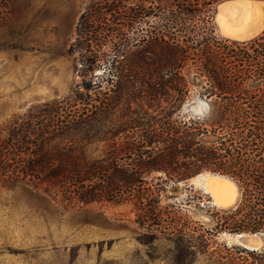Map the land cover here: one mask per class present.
<instances>
[{"label":"trees","instance_id":"16d2710c","mask_svg":"<svg viewBox=\"0 0 264 264\" xmlns=\"http://www.w3.org/2000/svg\"><path fill=\"white\" fill-rule=\"evenodd\" d=\"M217 1L91 2L74 45L85 75L102 72L0 124V177L81 205L132 201L141 227L174 238L175 264H193L200 250L197 221L161 205L171 181L206 170L237 184V202L211 214L214 232L199 233L202 248L217 232H264V31L218 38ZM193 85L209 107L185 116ZM137 100L146 110L132 107ZM210 264H264V248L225 246Z\"/></svg>","mask_w":264,"mask_h":264},{"label":"rangeland","instance_id":"374dc122","mask_svg":"<svg viewBox=\"0 0 264 264\" xmlns=\"http://www.w3.org/2000/svg\"><path fill=\"white\" fill-rule=\"evenodd\" d=\"M93 1L0 0V124L33 103L67 96L83 78L95 81V75L102 72V66L96 65L85 75L84 57L74 45L80 17ZM222 1L214 5L216 36L228 44L252 38L233 39L220 32L215 14ZM263 31L264 25L254 36ZM192 88L180 111L185 116L198 114L186 106L198 98L199 87ZM132 107L138 111L147 108L141 100ZM197 174L169 182L162 191L161 205L175 203L179 214L197 221L191 223L200 250L193 264H210L218 253H225V246L240 244L234 234L217 232L206 234L209 244L202 248L199 233L212 231L211 214L236 203L239 190L230 205L219 207L205 182L200 177L192 179ZM44 188L29 180L0 177V264H175L174 238L141 227L132 201L81 205ZM229 249L231 254H239Z\"/></svg>","mask_w":264,"mask_h":264},{"label":"bare ground","instance_id":"6f19581e","mask_svg":"<svg viewBox=\"0 0 264 264\" xmlns=\"http://www.w3.org/2000/svg\"><path fill=\"white\" fill-rule=\"evenodd\" d=\"M262 8L264 9V0L222 1L217 5L215 14L220 32L233 39H246L264 25ZM198 177L205 182V187L217 206L224 207L235 200L238 187L232 179L208 172L197 174L192 179ZM234 238L239 242L237 235L234 234Z\"/></svg>","mask_w":264,"mask_h":264},{"label":"water","instance_id":"95a60500","mask_svg":"<svg viewBox=\"0 0 264 264\" xmlns=\"http://www.w3.org/2000/svg\"><path fill=\"white\" fill-rule=\"evenodd\" d=\"M186 106H191L199 115H203L207 111L209 104L206 100L197 98L187 103ZM208 173L228 177L226 175L214 173L211 171H208ZM235 235L238 236V243L245 248L256 250L264 247V232H240L236 233Z\"/></svg>","mask_w":264,"mask_h":264},{"label":"crops","instance_id":"0c3cea01","mask_svg":"<svg viewBox=\"0 0 264 264\" xmlns=\"http://www.w3.org/2000/svg\"><path fill=\"white\" fill-rule=\"evenodd\" d=\"M258 31L254 32L253 34L249 35L248 37H246V39L253 37Z\"/></svg>","mask_w":264,"mask_h":264}]
</instances>
